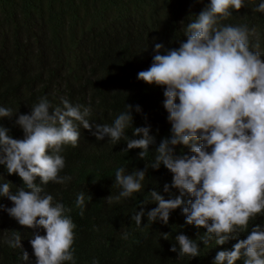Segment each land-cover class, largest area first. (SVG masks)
I'll return each mask as SVG.
<instances>
[{"label":"trees","instance_id":"1","mask_svg":"<svg viewBox=\"0 0 264 264\" xmlns=\"http://www.w3.org/2000/svg\"><path fill=\"white\" fill-rule=\"evenodd\" d=\"M211 0H0V106L11 108L12 118L0 119V125L18 140L25 138L16 124L19 114H30L31 106L46 97L52 109L63 108L62 99L73 106L91 108L88 117L92 131L80 127L77 146H62L59 153L65 160L61 176L71 177L63 184L49 182L42 194H51L55 202L71 209L74 229L75 264H215L219 251L232 250L246 239L252 228H264V213L254 217L246 231L216 245L212 238L207 246L200 240L205 228L186 223L183 207L192 197L185 194V205L172 210L168 224L148 221L147 214L138 228L132 216L158 207L150 197L157 191L165 199L180 195L179 189L164 191L171 185L173 173L163 164L153 169L156 149L164 138L172 135L169 113L164 107V86L149 85L138 79V73L153 63L155 43L176 49L185 37L184 27L195 19ZM264 0H246L245 6L233 10L232 16L221 21L225 25L264 29V15L255 8ZM180 21V27L178 26ZM254 50V49H253ZM262 59L264 55L262 54ZM179 102V101H177ZM133 106V128L150 127L149 135L155 142L149 146L145 159L139 157L142 149L127 150V140L113 144L108 137L97 141L92 134L96 124L111 125L114 119ZM140 106L141 112L135 107ZM52 110H50L51 112ZM78 124V122H77ZM128 138L133 129L126 130ZM142 138V137H139ZM211 151V149H209ZM176 156H191L190 147L175 146ZM123 167L127 174L145 170L146 177L140 193L108 203L107 197L118 196L122 190L116 185L115 170ZM97 181L93 183V181ZM11 182L12 191L23 187L18 174H9L0 164V183ZM85 193L84 215L75 206L79 193ZM92 196L89 201L88 197ZM148 201L147 205H143ZM0 205L13 207L7 197H0ZM18 231L22 249L10 248L8 239ZM46 235L44 229H28L0 209V264H36L30 243L33 233ZM127 233V238L124 234ZM162 233H169L168 239ZM186 235L196 241L200 255L179 256L176 236ZM176 245L177 251L170 249ZM22 251L29 253V261L20 259ZM71 264V262H64ZM244 264V259L236 261Z\"/></svg>","mask_w":264,"mask_h":264},{"label":"clouds","instance_id":"2","mask_svg":"<svg viewBox=\"0 0 264 264\" xmlns=\"http://www.w3.org/2000/svg\"><path fill=\"white\" fill-rule=\"evenodd\" d=\"M245 4L246 0H211L186 24L185 37L177 48L166 46L165 50L163 44L155 43L153 63L138 73L139 80L165 87L164 107L172 125L171 137L161 141L153 162L146 167L158 170L163 164L174 174L172 184H166L164 191L169 192L170 188L180 191L173 199H165L157 191L150 192L158 207L147 213L142 209L132 216L138 228L145 214L148 221L168 224L171 211L185 205V194L192 197L182 209L186 223L207 230L200 237L205 246L212 238L216 245H224L246 231L254 217L264 213V29L221 23ZM255 11L264 15V3H259ZM180 24L178 21L179 27ZM61 103L63 108L52 109L48 99L42 97L31 106L30 114H19L16 124L25 133L22 140L14 139L10 130L0 125V164L23 181V187L15 193L11 182L0 183V197H7L14 205L10 208L0 205V209L25 228L46 230V235L34 232L30 240L36 264L76 262L73 248L76 225L67 215L71 209L63 203H54L51 194H42V186L35 182L37 177L43 185L70 180L71 177L60 175L65 168V160L59 155L62 146H77L81 126L93 129L88 119L90 107L73 106L66 99ZM132 109L127 104L126 111L111 125L96 124L92 134L97 141L108 137L113 144L124 138L125 151L142 149L139 157L146 160L155 137L149 135L150 127L133 128ZM135 111L141 112L140 106ZM16 114L11 108L0 106V119ZM129 127L137 138L126 136ZM178 145L190 147L193 155L176 156ZM146 175L145 170L127 174L125 168L118 167L115 181L122 190L118 196L107 197L108 203L140 193ZM147 204L148 201L143 202ZM75 206L83 216L85 193L77 195ZM168 236L169 233H162L164 239ZM175 239L180 257L200 255L196 241L183 234ZM7 243L10 248L22 249L21 234L14 232ZM170 250L176 252V245ZM241 258L244 264H264V228L259 224L232 250L219 251L215 264H236ZM20 259L29 261V253L22 251Z\"/></svg>","mask_w":264,"mask_h":264}]
</instances>
